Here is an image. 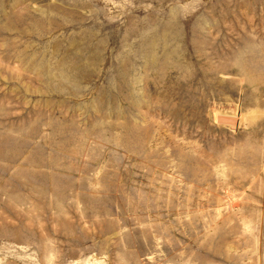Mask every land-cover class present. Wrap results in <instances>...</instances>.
Instances as JSON below:
<instances>
[{"label":"rangeland","instance_id":"1","mask_svg":"<svg viewBox=\"0 0 264 264\" xmlns=\"http://www.w3.org/2000/svg\"><path fill=\"white\" fill-rule=\"evenodd\" d=\"M0 264H264V0H0Z\"/></svg>","mask_w":264,"mask_h":264},{"label":"crops","instance_id":"2","mask_svg":"<svg viewBox=\"0 0 264 264\" xmlns=\"http://www.w3.org/2000/svg\"><path fill=\"white\" fill-rule=\"evenodd\" d=\"M29 178V177H28ZM27 181H28V183H26L27 184V188H26V190H32L33 188H32V186L30 185V182L31 181H29L28 179H26ZM23 188V186L21 187V189ZM25 190V189H24Z\"/></svg>","mask_w":264,"mask_h":264}]
</instances>
